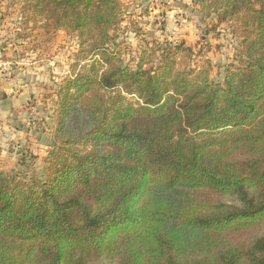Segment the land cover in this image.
Listing matches in <instances>:
<instances>
[{
  "label": "trees",
  "instance_id": "obj_1",
  "mask_svg": "<svg viewBox=\"0 0 264 264\" xmlns=\"http://www.w3.org/2000/svg\"><path fill=\"white\" fill-rule=\"evenodd\" d=\"M191 1L244 28L220 84L183 43L123 65L121 0H13L78 51L46 179L0 172V264H264V0Z\"/></svg>",
  "mask_w": 264,
  "mask_h": 264
},
{
  "label": "rangeland",
  "instance_id": "obj_2",
  "mask_svg": "<svg viewBox=\"0 0 264 264\" xmlns=\"http://www.w3.org/2000/svg\"><path fill=\"white\" fill-rule=\"evenodd\" d=\"M191 0H121L120 26L114 33L110 48L120 53L123 65L135 67L143 62L147 67L160 63L157 44H178L190 47L192 56L184 65L199 67L207 63L211 67L210 80L220 84L224 67L234 62L240 48L244 28L236 20L221 24L213 30V22L198 13ZM29 14L13 0H0V49L4 58L20 63L23 60L31 68L43 69L44 80L40 85L41 102L31 114L29 125L42 134V147L35 149L22 146L0 160V172L16 175L29 181L37 178L43 182L47 176V144L55 128V101L59 84L69 74L78 51L73 34L53 27L42 28L43 22H28ZM17 68H25L24 65ZM133 99V98H131ZM128 98V100H131ZM39 112V113H38ZM23 124V123H22ZM19 146V145H17Z\"/></svg>",
  "mask_w": 264,
  "mask_h": 264
},
{
  "label": "crops",
  "instance_id": "obj_3",
  "mask_svg": "<svg viewBox=\"0 0 264 264\" xmlns=\"http://www.w3.org/2000/svg\"><path fill=\"white\" fill-rule=\"evenodd\" d=\"M2 51L5 49H0V160H6L12 150L13 156L18 157L16 148L42 147V134L29 127V119H34L32 111L40 105V85L45 77L40 72L42 68L33 69L23 60L18 63L16 58L8 60ZM20 65L25 68H17ZM46 147L49 149L48 144Z\"/></svg>",
  "mask_w": 264,
  "mask_h": 264
}]
</instances>
